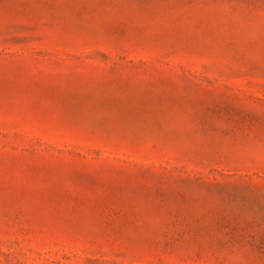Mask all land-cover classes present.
<instances>
[{
	"label": "rangeland",
	"instance_id": "374dc122",
	"mask_svg": "<svg viewBox=\"0 0 264 264\" xmlns=\"http://www.w3.org/2000/svg\"><path fill=\"white\" fill-rule=\"evenodd\" d=\"M0 264H264V0H0Z\"/></svg>",
	"mask_w": 264,
	"mask_h": 264
}]
</instances>
